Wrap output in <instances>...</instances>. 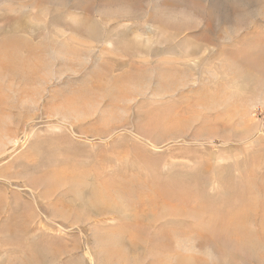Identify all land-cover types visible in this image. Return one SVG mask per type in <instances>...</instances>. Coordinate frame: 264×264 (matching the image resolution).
Returning <instances> with one entry per match:
<instances>
[{
  "label": "rangeland",
  "instance_id": "obj_1",
  "mask_svg": "<svg viewBox=\"0 0 264 264\" xmlns=\"http://www.w3.org/2000/svg\"><path fill=\"white\" fill-rule=\"evenodd\" d=\"M0 264H264V0H0Z\"/></svg>",
  "mask_w": 264,
  "mask_h": 264
},
{
  "label": "bare ground",
  "instance_id": "obj_2",
  "mask_svg": "<svg viewBox=\"0 0 264 264\" xmlns=\"http://www.w3.org/2000/svg\"><path fill=\"white\" fill-rule=\"evenodd\" d=\"M13 67H14V66H13ZM23 137H24V136H23ZM25 137H27V135H26ZM15 138H16V137H15ZM15 138H14V139H15ZM12 139H13V138H12ZM17 139H18V138H17ZM25 139H26V138H25ZM22 140H23V138H22ZM12 141H13V140H12ZM15 141H16V139H15ZM15 141H14V142H15ZM19 142H20V140H19ZM23 142H24V141H23ZM17 143H18V142H17ZM21 144H23V143H21ZM13 145H14V143H13ZM49 173H50V172H49ZM49 173H48V174H49ZM46 174H47V173H46ZM48 174H47V175H48ZM75 178H76V177H75ZM75 178H74V179H75ZM77 178H78V177H77ZM80 179H81V178H79V180H80ZM71 180H73V179L71 178ZM76 180H77V179H76ZM76 180H75V181H76ZM73 182H74V180H73ZM95 189H96V188H95ZM95 189H94V191H95V193H96V191H98V190H95ZM99 191H100V188H99ZM101 191H102V190H101ZM101 193H102V192H101ZM91 194L94 195L93 193H91ZM96 195H97V193L95 194V196H93V197H95V199L98 198L97 196H99V195H97V196H96ZM102 196H103V195H102ZM102 196H101V198H103ZM99 197H100V196H99ZM101 198H100V199H101ZM105 198H106V197H105ZM105 198H104V199H105ZM117 198H118V197H117ZM163 198H164V196H163ZM104 199H102V200H104ZM96 200H98V199H96ZM102 200H98V204H99V205L95 207V210H96V212L102 211V214H103V213H104L103 210H99V209L101 208V207H99V206L101 205L100 203L103 202ZM99 201H101V202L99 203ZM95 202H96V201H95ZM96 205H97V202H96ZM98 207H99V208H98ZM112 207H113V206H112ZM96 208H98L99 211H98ZM171 211H172V210H171ZM178 211H179V213H180V210H179V209H178ZM185 211H186V210H185ZM94 212H95V211H94ZM96 212H95V213H96ZM175 212H177V210L174 211V213H175ZM168 213H170V211H169ZM172 213H173V212H171V214H172ZM187 213H188V211H187ZM97 214H99V213H96V216H97ZM100 214H101V213H100ZM104 214H105V213H104ZM181 214H182V212H181ZM183 214H184V212H183ZM183 214H182V215H183ZM167 215H168V214H167ZM169 215H170V214H169ZM169 215H168V216H169ZM175 215H176V214H175ZM195 215H196V213H195ZM98 216H100V215H98ZM162 216H163V215H161L160 217H162ZM212 219H213V218H212ZM195 223H196V222H195ZM195 223H194V225L197 226ZM198 223H200V222H198ZM207 223H208V222H207ZM203 224H204V223H203ZM209 224H210V223H209ZM199 225H200V224H199ZM217 225H218V224H217ZM230 225H231V224H230ZM209 226H210V227L207 228V230H208L209 232H213L214 228L212 227L211 224H210Z\"/></svg>",
  "mask_w": 264,
  "mask_h": 264
}]
</instances>
